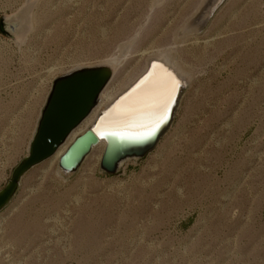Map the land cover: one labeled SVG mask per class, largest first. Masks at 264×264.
Listing matches in <instances>:
<instances>
[{
	"label": "rangeland",
	"instance_id": "1",
	"mask_svg": "<svg viewBox=\"0 0 264 264\" xmlns=\"http://www.w3.org/2000/svg\"><path fill=\"white\" fill-rule=\"evenodd\" d=\"M203 4L0 0V189L55 78L114 58L121 88L158 51L189 78L155 150L117 174L102 151L66 180L58 161L30 169L0 211V264H264V0H227L179 40Z\"/></svg>",
	"mask_w": 264,
	"mask_h": 264
},
{
	"label": "water",
	"instance_id": "2",
	"mask_svg": "<svg viewBox=\"0 0 264 264\" xmlns=\"http://www.w3.org/2000/svg\"><path fill=\"white\" fill-rule=\"evenodd\" d=\"M226 1L211 0L207 9L203 10L200 25L194 32V36H199L205 31L209 21ZM14 17L6 20L9 26L8 31L1 29L7 35L13 34L14 26L10 23ZM111 77L112 70L108 66L97 65L77 68L53 80L29 142L28 153L12 169L7 182L0 189V211L17 193L22 177L30 169L51 157L69 134L91 113L98 103L101 91ZM186 85L180 83L177 86L176 94L167 110L146 126L99 128L97 125L103 112L92 127L77 136L67 147L59 157L57 167L65 175L74 173L92 147L100 141H103L105 146L100 159L99 171L107 175L117 174L122 164L128 159H143L173 122ZM173 111L174 114H172Z\"/></svg>",
	"mask_w": 264,
	"mask_h": 264
},
{
	"label": "bare ground",
	"instance_id": "3",
	"mask_svg": "<svg viewBox=\"0 0 264 264\" xmlns=\"http://www.w3.org/2000/svg\"><path fill=\"white\" fill-rule=\"evenodd\" d=\"M210 2L211 0H204V4L200 9H198L199 11L196 12L186 22H184V24L179 28L177 32V35L180 38L179 40L196 37L194 36V32L200 25V19L204 13L203 10L205 8L207 9ZM20 19H22V21H18L20 23H18V25L21 27L14 31V35L17 39H20L23 34L22 22H25L24 16H21ZM192 42L196 43L197 39L195 38ZM176 56V53L174 54V52L170 51H158L151 54L149 57H147L145 65L141 71L121 88H117L115 85H112L114 78L113 76L116 74L117 67H119L121 62H117V60L114 58L106 61V63L103 65L108 66L112 70V77L101 91L97 105L94 107L91 113L69 134L65 142L48 159L52 161H58L59 157L64 153L73 140L85 132V130L92 127L98 116L103 112V116L97 125L99 128L106 126H146L151 124L153 120H155L167 110L176 94L177 86L180 83L187 84L189 81L187 72L180 66ZM118 58L121 59L120 57ZM172 114H174V111ZM172 123L173 122L170 123L168 130L171 128ZM168 130L164 133V135L168 132ZM163 136L159 139L155 147L149 153H147V155L155 150ZM104 146L105 145L103 141H100L97 145L93 146L91 151L85 156L74 173L65 175L57 167L56 173L58 177L66 180V178H69V176L74 175L89 157L91 152L94 153L93 151H96L100 153L102 151L103 153ZM96 156L99 157L98 154H96ZM101 156L102 154L100 155V159ZM130 160L131 159L126 160L125 163ZM132 161L137 160L133 159ZM125 163H121L122 166Z\"/></svg>",
	"mask_w": 264,
	"mask_h": 264
}]
</instances>
